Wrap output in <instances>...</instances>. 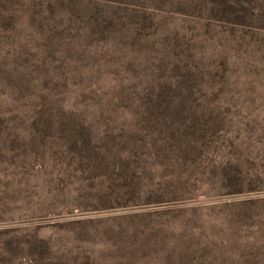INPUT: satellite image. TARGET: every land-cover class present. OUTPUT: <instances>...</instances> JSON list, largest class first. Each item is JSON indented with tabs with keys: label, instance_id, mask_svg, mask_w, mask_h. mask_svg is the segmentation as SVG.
I'll return each mask as SVG.
<instances>
[{
	"label": "rangeland",
	"instance_id": "rangeland-1",
	"mask_svg": "<svg viewBox=\"0 0 264 264\" xmlns=\"http://www.w3.org/2000/svg\"><path fill=\"white\" fill-rule=\"evenodd\" d=\"M0 264H264V0H0Z\"/></svg>",
	"mask_w": 264,
	"mask_h": 264
}]
</instances>
